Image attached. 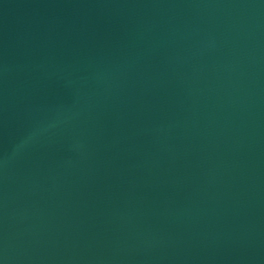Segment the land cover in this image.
Segmentation results:
<instances>
[{
	"label": "water",
	"instance_id": "1",
	"mask_svg": "<svg viewBox=\"0 0 264 264\" xmlns=\"http://www.w3.org/2000/svg\"><path fill=\"white\" fill-rule=\"evenodd\" d=\"M0 264H264V0H0Z\"/></svg>",
	"mask_w": 264,
	"mask_h": 264
}]
</instances>
